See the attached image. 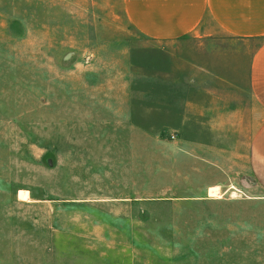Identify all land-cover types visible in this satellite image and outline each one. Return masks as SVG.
<instances>
[{"label": "rangeland", "instance_id": "1", "mask_svg": "<svg viewBox=\"0 0 264 264\" xmlns=\"http://www.w3.org/2000/svg\"><path fill=\"white\" fill-rule=\"evenodd\" d=\"M157 46L123 0H0V264H264V202L188 197L146 135L149 79L195 54Z\"/></svg>", "mask_w": 264, "mask_h": 264}, {"label": "crops", "instance_id": "2", "mask_svg": "<svg viewBox=\"0 0 264 264\" xmlns=\"http://www.w3.org/2000/svg\"><path fill=\"white\" fill-rule=\"evenodd\" d=\"M123 9L165 54L195 42L194 61H165L147 91L146 135L177 148L171 162L198 180L188 197L220 199L209 196L217 186L264 202V0H123ZM128 63L115 74L132 75ZM114 112L128 122L129 112Z\"/></svg>", "mask_w": 264, "mask_h": 264}, {"label": "bare ground", "instance_id": "3", "mask_svg": "<svg viewBox=\"0 0 264 264\" xmlns=\"http://www.w3.org/2000/svg\"><path fill=\"white\" fill-rule=\"evenodd\" d=\"M209 195L210 197H214V198H221L222 197V193L219 189V187L214 186V187H210L209 189ZM233 195H235V192H233ZM18 196L20 199L29 200V191L27 189H19L18 190Z\"/></svg>", "mask_w": 264, "mask_h": 264}]
</instances>
